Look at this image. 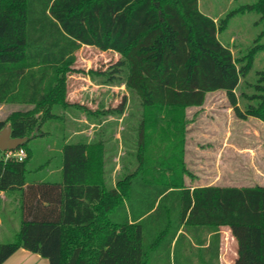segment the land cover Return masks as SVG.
<instances>
[{"label": "trees", "instance_id": "trees-1", "mask_svg": "<svg viewBox=\"0 0 264 264\" xmlns=\"http://www.w3.org/2000/svg\"><path fill=\"white\" fill-rule=\"evenodd\" d=\"M242 9L256 10L263 30L235 57L219 33ZM84 44L121 55L99 73L114 82L126 66V85L144 107L138 166L111 189L103 143H66L67 109L95 113L67 99V76ZM259 51L264 0L219 22L199 0H0V104L31 105L0 119V131L10 125L13 137L27 138L17 148L27 152L23 161L0 150V191L17 195L21 212L14 240L0 241V264L21 247L50 264H179L182 247H193L189 234L201 242L200 233H213L219 255L222 227L244 239L241 264H264V185L192 186L184 178L187 108L202 106L208 93L225 91L239 118L264 122V68L245 109L236 94ZM126 104L124 97L113 111ZM36 139L47 141L48 157L34 165ZM242 227L251 228L250 245Z\"/></svg>", "mask_w": 264, "mask_h": 264}, {"label": "rangeland", "instance_id": "rangeland-1", "mask_svg": "<svg viewBox=\"0 0 264 264\" xmlns=\"http://www.w3.org/2000/svg\"><path fill=\"white\" fill-rule=\"evenodd\" d=\"M255 1L199 0V3L203 12L214 17L219 22L231 10ZM262 30L263 23L260 20V14L256 10L242 9L229 19L228 25L219 33V37L222 42L231 47L235 57H240L254 45ZM259 41L262 42L263 38ZM75 54L74 70L68 76L89 77L96 83H101L103 79H106V82H110L107 75L99 73V71H106L111 64L121 58V55L115 51H103L94 46L83 45ZM263 68L264 51H259L256 54L253 66L247 74L242 76L241 82L236 89L239 105L242 109H245L248 103L247 96L255 92L254 84L258 77L257 72ZM74 76H72V79H74ZM126 77L127 68L125 66L122 77L112 83L113 88L111 91L108 90V87L102 88L101 93L97 96L98 98L92 106L84 105L95 113H89L87 110L75 106L69 107L66 111L65 132L67 139L71 141H101L103 143L105 167L110 178L109 183L112 185L129 173L134 172V169L138 166V127L143 118L144 107L138 94L126 85ZM73 83L71 85L75 87V80ZM104 89H106V93L103 92ZM124 97H127L124 112L113 111ZM101 98L103 99L101 100ZM15 108L19 107L14 106ZM11 109V106L0 108V118L6 117ZM187 115V120L189 121L187 133L189 137L191 136V139L189 138L191 144L199 146L202 143L206 145L208 142H216L225 145L223 151L218 155L210 156L205 160L206 162H204L203 166H201L200 156L185 154L184 160L187 169L193 172V175H189L190 178H196L195 175L197 173L200 175L201 170L209 174L217 170L222 175L219 183H231L227 178L233 177L234 172L230 171L232 170L231 166H233L234 171H238L240 178L243 179L240 183L255 185L261 177L264 179L263 121L255 117H249L245 120L239 118L233 111L228 96L223 90L208 94L205 103L201 107L192 106L187 108ZM196 133L215 135V137L216 135H220L218 137L226 136L224 137L225 139L218 140H197L196 136H194ZM91 135L92 137H90ZM101 137H105L106 140L103 141ZM57 138L50 137L54 141H57ZM42 141L45 140L36 139L29 142V146L35 151L36 160L33 162L34 165L47 160L48 156H46V153L45 155L42 154L44 151L42 144L44 142ZM230 147L235 148L236 152L231 153ZM238 147L240 148L239 152L236 150ZM50 163L53 166L56 163V157H53ZM234 165L238 166L235 167ZM49 168L51 167L45 166L41 172L46 173ZM254 172L261 176L257 177ZM20 213L17 195L7 194L5 197H0V241L14 240L15 231L20 227ZM249 229L251 228L242 227L239 230L246 239L247 245L252 243L248 236L251 232ZM222 236L224 242V264H241V254L245 248L244 239L240 238L239 235H235L230 227L222 229ZM253 246L255 244L251 245L250 249L254 248ZM162 259H164V256ZM160 261L161 263L159 264L165 263H162L164 260ZM248 264H257V262L255 263L254 260H251Z\"/></svg>", "mask_w": 264, "mask_h": 264}, {"label": "crops", "instance_id": "crops-1", "mask_svg": "<svg viewBox=\"0 0 264 264\" xmlns=\"http://www.w3.org/2000/svg\"><path fill=\"white\" fill-rule=\"evenodd\" d=\"M83 46L91 47V45H85V44ZM72 76H74V75H69L68 79H67V86H68L67 99L70 102H79L82 105L92 106L96 102V100L98 98L97 96H99V94L101 93L102 88L108 87L109 91H111L113 88V85H112L113 82H106V79H103V81H101V83L100 82L96 83L94 80H92L89 77L74 76V79H72ZM74 80L76 82L75 87H73L71 85V83H73ZM103 92L106 93V89H104ZM208 94H210V93H208ZM102 99L103 98H101V100ZM104 99H105V97H104ZM5 106H11L12 107V109L9 111L8 115L10 113H12L13 111L23 110V109H27V108L31 107V105L20 104V103H2V104H0V108H3ZM14 106L19 107V108L14 109ZM199 107H201V106H198V108ZM6 117L0 118V119H5ZM188 135L189 134L187 133V136H186L187 142H186L185 154L189 155V156L190 155L191 156H193V155L194 156H200V160L202 161V164L200 163L201 166L204 165V162H206L205 160H207L210 156L218 155L221 151L224 150L223 147L225 145L219 144L216 142H213V143L208 142L206 145H204L202 143L199 146H194L193 144H191V142L189 140V138L191 139V136L189 137ZM194 136H196L195 138L197 140L198 139L199 140H202V139L218 140V139H225L224 137L226 135H224V137H218L220 135H218V136L216 135V137H215V135L196 133V134H194ZM90 137H92V135ZM101 139L103 141L106 140L105 137H101ZM80 142L88 143V144H95L98 141L97 142H91V141H86V140L71 141V140L67 139V137H66V143H80ZM236 150H237V152H239L240 148L238 147V148H236ZM230 151H231V153L236 152L235 148H233V147H230ZM214 160H216V159H214ZM214 163H216V161H214ZM237 166H235V167H237ZM231 168H232V170H230V171L234 172L233 177L227 178L229 180V182H231V183H219V180L222 178V175L217 170L212 171L213 172L212 174L206 173L205 171L201 170L200 175L197 173V175H195L196 178L192 177L193 179L189 177V175H193V172L191 170H189L190 173L187 176H185V182L189 185H192V186H207V185L250 186L249 184L240 183L241 180H243L240 178V173L238 171L235 172L233 166H231ZM257 172H259V171H257ZM51 173H52V171H49L48 175H50ZM254 173L256 174L257 177L261 176L260 174H257L256 172H254ZM60 176H61V172L59 171L57 173V177L59 178ZM250 176H251V174H250ZM104 178H105V183H106V186L108 189L115 187L117 182H118V181H116V183L114 185L109 183L110 178L108 176V171H107L106 167H105ZM191 180H194V181H191ZM257 184L264 185V179L261 177L259 179V181L257 182ZM6 195H7V193L0 191V197H5ZM0 222H1V219H0ZM223 228L224 227H222L219 231V234H220L219 255H217L216 244H212L210 246L213 233H208L207 231L200 233L199 240H202L201 242H197V240H194L192 238V236L189 234L188 237L191 239V241L193 243V247L192 248L186 247L185 249H184V247H182V250L180 251V255H179V264H224V260H225L224 242H223V236H222V229ZM200 243H202V244H200ZM202 249H205V252H206V254L204 256L201 255ZM2 264H50V261L47 258L39 255L38 253L32 252L30 250H27V249L21 247Z\"/></svg>", "mask_w": 264, "mask_h": 264}, {"label": "water", "instance_id": "water-1", "mask_svg": "<svg viewBox=\"0 0 264 264\" xmlns=\"http://www.w3.org/2000/svg\"><path fill=\"white\" fill-rule=\"evenodd\" d=\"M11 126L6 125L0 131V150L8 151L14 150L21 146L26 141V137H13L11 134Z\"/></svg>", "mask_w": 264, "mask_h": 264}, {"label": "built area", "instance_id": "built-area-1", "mask_svg": "<svg viewBox=\"0 0 264 264\" xmlns=\"http://www.w3.org/2000/svg\"><path fill=\"white\" fill-rule=\"evenodd\" d=\"M27 156V152L24 148L5 151V158H13L19 161H23Z\"/></svg>", "mask_w": 264, "mask_h": 264}]
</instances>
